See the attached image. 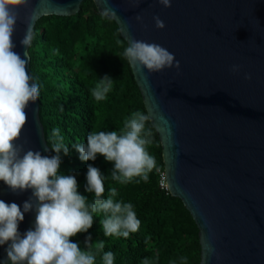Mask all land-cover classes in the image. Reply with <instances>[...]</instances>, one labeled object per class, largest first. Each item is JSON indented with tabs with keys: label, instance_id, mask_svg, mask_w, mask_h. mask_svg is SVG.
I'll use <instances>...</instances> for the list:
<instances>
[{
	"label": "water",
	"instance_id": "1",
	"mask_svg": "<svg viewBox=\"0 0 264 264\" xmlns=\"http://www.w3.org/2000/svg\"><path fill=\"white\" fill-rule=\"evenodd\" d=\"M82 1L19 6L13 50L24 55L26 25L74 15ZM93 2L101 14L106 6L116 12L110 19L127 44L133 38L158 43L180 62L178 70L145 72L147 80L130 68L161 143L166 189L198 228L199 264H264V0H171L167 8L158 0ZM153 16L163 20V29L155 28ZM27 57L30 74L28 49ZM24 111L17 143L51 157L39 99ZM31 191L12 192L0 182V199L21 210ZM34 220L33 210L25 213L18 231ZM8 243L0 245V261Z\"/></svg>",
	"mask_w": 264,
	"mask_h": 264
},
{
	"label": "clouds",
	"instance_id": "2",
	"mask_svg": "<svg viewBox=\"0 0 264 264\" xmlns=\"http://www.w3.org/2000/svg\"><path fill=\"white\" fill-rule=\"evenodd\" d=\"M27 3L28 0H0V182L12 192L32 190L22 210L17 203L0 199V245L10 242L5 249L6 259L0 264H95L90 235L85 238L84 249L69 239L87 232L92 227L94 214L104 213L99 220L104 236L127 239L139 230L141 221L131 202L114 199L115 187L104 197L106 177L92 164H87L85 192L93 198L90 200L78 192L75 175L59 171L61 154L68 155L71 146L82 162L93 161L100 155L112 164L109 175L114 182L126 185L137 177V183L147 182L149 173L157 167L155 156L147 151V146L153 142L151 131L146 128L150 116L140 110L133 111L120 131L89 132L86 142L71 145L65 142L60 128L55 127L51 130V149L56 154L51 157L42 155L39 150H25L17 143L27 119L24 109L40 95L39 85L26 71L27 49L34 38L31 25H26L20 41L26 47L23 56L13 50L15 45L11 39L18 19L16 9ZM158 3L165 8L171 6V0H158ZM102 15L112 18L116 17V12L106 6ZM152 19L155 28L165 27L159 16ZM136 20L140 22L142 18L137 16ZM116 43L121 41L117 39ZM121 56L145 80V72L151 74L180 67V62L167 48L145 40L130 39ZM239 69V65H232L230 70L236 73ZM249 78L245 75V79ZM113 84L114 80L105 74L97 79L90 95L96 101L105 100ZM30 210L35 212L34 225L21 234L18 225ZM95 245L102 250L104 241ZM101 259L102 264H114L115 254L103 252ZM186 259L180 257L182 264ZM141 264H150L149 258H144Z\"/></svg>",
	"mask_w": 264,
	"mask_h": 264
},
{
	"label": "trees",
	"instance_id": "3",
	"mask_svg": "<svg viewBox=\"0 0 264 264\" xmlns=\"http://www.w3.org/2000/svg\"><path fill=\"white\" fill-rule=\"evenodd\" d=\"M34 38L28 48L29 70L32 81L39 85V118L44 137L51 149V130L59 127L69 145L86 142L89 132L120 131L131 112L147 114L142 94L135 82L130 65L121 56L127 46L115 21L98 12L93 0H83L79 11L71 16L48 15L39 18L33 28ZM119 39L120 44L116 41ZM105 74L113 80L107 98L96 101L90 95L97 79ZM152 134L147 151L155 156L157 167L149 173V180L139 178L121 185L110 177L112 164L100 155L93 161H81L75 149L61 154L59 171L73 174L78 192L90 200L85 192L87 164L100 169L104 180V197L115 187L114 199L131 202L141 221L137 232L127 239L104 236L99 220L104 213L94 214L92 227L85 233L70 237L85 248V238L91 236L90 250L95 264H102V253L112 251L114 264H141L149 258L150 264H199L200 244L198 228L180 199L160 187L164 172L162 147L150 119L146 124ZM52 156L55 155L51 149ZM103 240L104 248L96 242Z\"/></svg>",
	"mask_w": 264,
	"mask_h": 264
},
{
	"label": "built area",
	"instance_id": "4",
	"mask_svg": "<svg viewBox=\"0 0 264 264\" xmlns=\"http://www.w3.org/2000/svg\"><path fill=\"white\" fill-rule=\"evenodd\" d=\"M160 187L166 189V183H165L164 173H163V175H162V177H161ZM166 190H167V189H166Z\"/></svg>",
	"mask_w": 264,
	"mask_h": 264
}]
</instances>
